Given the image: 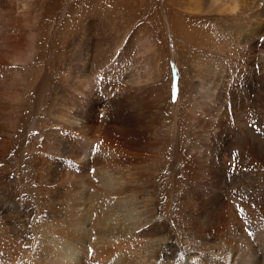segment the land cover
I'll return each instance as SVG.
<instances>
[{
    "label": "bare ground",
    "instance_id": "6f19581e",
    "mask_svg": "<svg viewBox=\"0 0 264 264\" xmlns=\"http://www.w3.org/2000/svg\"><path fill=\"white\" fill-rule=\"evenodd\" d=\"M237 2L240 12L248 10V0H231L230 12ZM5 17L7 13L0 7V23H5L0 26V69L7 65L6 59L33 65L37 56L24 47L20 31L7 32ZM86 52L78 58V69H72L74 79L78 78L72 82L73 89L63 84L57 89L60 103L54 107L58 112L51 123L59 130L43 140L56 165L63 166L62 171L45 169L40 162L33 165V174L29 172L39 196V216L33 218L41 232H31L23 241L17 236L6 237L7 229H0V264H264V72L258 75L256 91L250 97L258 110L255 107L250 115L241 117V131L236 135L227 129L221 131L224 145L216 148L212 147L218 140L214 137L220 133L213 136V129H223L224 112L219 113L233 89L225 78L197 80V87L207 84L205 91L198 89L205 111L196 113L186 128L182 152L177 147L175 157L162 162L168 178L160 171L151 174L150 180L140 181L135 169L143 160V149L139 152L138 147L145 146L150 137L145 111L133 98L109 93L111 86L105 78L109 70L100 74L97 93L86 80V72L80 71ZM240 96L237 103L247 105V99ZM93 102L102 107L91 108ZM215 107L218 113L213 115ZM201 113L206 117L201 118ZM216 116L221 122L214 124ZM178 124L177 120L173 123V135L178 133ZM205 125L211 129L205 130ZM204 132L209 134H204L206 138L202 137ZM7 150L8 145L0 143V165ZM226 152L232 155V163L221 161ZM88 166L95 167L91 177L83 172ZM177 175L182 178L172 187L170 179L177 180ZM228 179V187L234 191L244 187L246 192H253L254 200H250L254 203L243 205L231 200L225 192ZM15 193L13 190L7 195L0 190V212ZM169 194L180 207L178 215L183 214L188 225L198 228L199 237L191 238L205 239L212 247L195 246L191 238L187 241L190 248L171 245L170 235L180 231L177 226L168 232L164 209ZM176 221L181 226L179 218ZM133 243L144 250L127 252ZM216 245L223 250L214 249Z\"/></svg>",
    "mask_w": 264,
    "mask_h": 264
},
{
    "label": "rangeland",
    "instance_id": "374dc122",
    "mask_svg": "<svg viewBox=\"0 0 264 264\" xmlns=\"http://www.w3.org/2000/svg\"><path fill=\"white\" fill-rule=\"evenodd\" d=\"M229 3L231 0H0V7L7 13V32L20 31L24 47L38 58L33 65L6 59L7 65L0 69V143L8 145L0 165V190L7 195L16 191L14 199H8L0 212V229L8 231L3 236H17L24 241L31 232H41L33 218L39 216V196L31 170L34 164L44 162L45 169L54 168L59 174L62 171L63 166L56 165L43 140L48 133L54 136L59 130L51 123L58 112L54 107L60 103L57 89L62 84L73 89L72 82L78 78L74 79L72 69H78V58L86 50L80 71L86 72V80L94 90L98 93L96 83L109 70L105 74L111 86L109 93L131 97L145 111L150 137L145 146L138 147L139 152L143 149V160L135 169L140 181L160 171L168 178L162 162L175 157L177 147L182 152L186 128L196 113L205 111V100L198 89L205 91L207 84L197 87V80L225 78L233 89L228 104L220 109L219 114L224 112L223 129L214 128L213 136L226 129L233 135L241 131V120L255 107L258 110L250 97L256 91L258 75L264 72V0H248V10L241 12L238 2L230 12ZM44 6L50 9L46 11ZM251 29H257L256 33H249ZM237 95L246 98L247 105L237 103ZM100 107L91 104L95 110ZM216 108L213 115L218 113ZM200 116L206 117L203 113ZM215 118L214 124L221 122ZM176 120L178 133L173 135L171 128ZM204 128L209 130L211 126ZM216 138L220 141L215 140L213 148L224 145L221 133ZM222 157L226 164L234 161L228 152ZM94 169L88 166L83 172L91 177ZM177 176V180L170 179L172 187L182 178ZM227 181L225 192L233 195H229L231 200L243 205L254 200L253 192H246L244 187L234 191ZM169 197L164 209L168 232L177 228L180 231L170 235L171 245L190 248L187 241L199 237L198 228L188 225L183 214L178 215L180 207L171 200L172 194ZM191 239L200 248L212 247L205 239ZM129 247V253L144 250L136 243ZM213 248L223 250L219 245Z\"/></svg>",
    "mask_w": 264,
    "mask_h": 264
},
{
    "label": "snow or ice",
    "instance_id": "6c2138e0",
    "mask_svg": "<svg viewBox=\"0 0 264 264\" xmlns=\"http://www.w3.org/2000/svg\"><path fill=\"white\" fill-rule=\"evenodd\" d=\"M261 39H264V37H262Z\"/></svg>",
    "mask_w": 264,
    "mask_h": 264
}]
</instances>
